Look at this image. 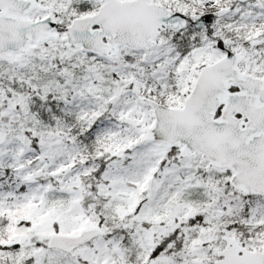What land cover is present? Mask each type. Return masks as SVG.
I'll return each instance as SVG.
<instances>
[{
	"label": "snow or ice",
	"instance_id": "1",
	"mask_svg": "<svg viewBox=\"0 0 264 264\" xmlns=\"http://www.w3.org/2000/svg\"><path fill=\"white\" fill-rule=\"evenodd\" d=\"M0 264H264V0H0Z\"/></svg>",
	"mask_w": 264,
	"mask_h": 264
}]
</instances>
